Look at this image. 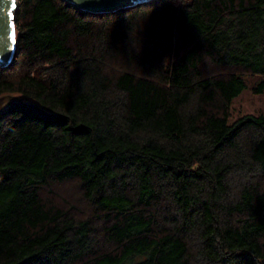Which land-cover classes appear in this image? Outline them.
<instances>
[{"label": "trees", "instance_id": "1", "mask_svg": "<svg viewBox=\"0 0 264 264\" xmlns=\"http://www.w3.org/2000/svg\"><path fill=\"white\" fill-rule=\"evenodd\" d=\"M19 3L0 264H264V0Z\"/></svg>", "mask_w": 264, "mask_h": 264}, {"label": "water", "instance_id": "2", "mask_svg": "<svg viewBox=\"0 0 264 264\" xmlns=\"http://www.w3.org/2000/svg\"><path fill=\"white\" fill-rule=\"evenodd\" d=\"M20 0H16V8H11L12 0H0V67L8 69L15 63L19 54V35L16 25L17 12L20 7ZM76 9L93 15H104L106 13H117L142 4L153 3L157 0H65ZM12 13L6 27V14ZM14 25V28L11 27ZM15 32V41L12 33ZM16 104H31L21 96L13 93H6L0 96V116L6 113Z\"/></svg>", "mask_w": 264, "mask_h": 264}, {"label": "rangeland", "instance_id": "3", "mask_svg": "<svg viewBox=\"0 0 264 264\" xmlns=\"http://www.w3.org/2000/svg\"><path fill=\"white\" fill-rule=\"evenodd\" d=\"M18 29V28H17ZM19 35V31L17 32ZM246 80L248 83V87L242 91V93L234 99V107L241 108L244 104L248 105L250 111H262L263 110V104H262V98L260 96L255 97L251 93V86L255 81V76L253 75H246ZM18 95V94H16ZM19 96V95H18ZM76 185V184H75ZM55 190H58L59 192H56L55 195H58L56 197L57 202L65 204L64 206L70 207V205H75L77 210H80L82 207H80V204L78 202V196L79 193L74 188L73 183H66L59 185L56 187ZM60 196V197H59ZM77 198V199H76ZM78 205V206H76ZM74 207V209H75ZM75 212H78L74 210Z\"/></svg>", "mask_w": 264, "mask_h": 264}, {"label": "snow or ice", "instance_id": "4", "mask_svg": "<svg viewBox=\"0 0 264 264\" xmlns=\"http://www.w3.org/2000/svg\"><path fill=\"white\" fill-rule=\"evenodd\" d=\"M11 8H13V9L16 8V0H12ZM11 16H12V13H11V12H8V13L6 14V20H5L6 27L9 26V25H8V20L11 19ZM11 27L14 28V25L11 26ZM12 39H13V41H15V32H14V31H13V33H12Z\"/></svg>", "mask_w": 264, "mask_h": 264}]
</instances>
